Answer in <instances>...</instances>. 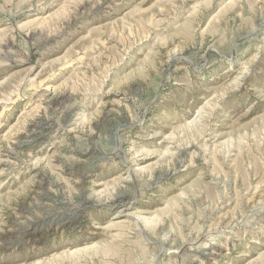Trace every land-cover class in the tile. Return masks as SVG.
<instances>
[{
    "label": "rangeland",
    "instance_id": "374dc122",
    "mask_svg": "<svg viewBox=\"0 0 264 264\" xmlns=\"http://www.w3.org/2000/svg\"><path fill=\"white\" fill-rule=\"evenodd\" d=\"M0 264H264V0H0Z\"/></svg>",
    "mask_w": 264,
    "mask_h": 264
}]
</instances>
